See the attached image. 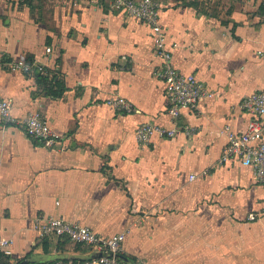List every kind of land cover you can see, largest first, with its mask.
<instances>
[{
    "label": "crops",
    "instance_id": "1",
    "mask_svg": "<svg viewBox=\"0 0 264 264\" xmlns=\"http://www.w3.org/2000/svg\"><path fill=\"white\" fill-rule=\"evenodd\" d=\"M263 3L226 19L188 0L160 3L174 65L214 96L182 111L179 123L197 133L142 145L140 124L176 127L151 27L112 0H0V98L20 118L40 111L64 136L62 150L50 149L0 118V223L11 262L59 253L44 252L36 221L60 216L100 235L126 233L122 253L133 264H264V184L239 160L220 162L225 126L242 132L251 118L244 97L264 89ZM38 65L48 84L36 80ZM55 82L59 97L45 90ZM118 96L134 109L112 105Z\"/></svg>",
    "mask_w": 264,
    "mask_h": 264
},
{
    "label": "built area",
    "instance_id": "2",
    "mask_svg": "<svg viewBox=\"0 0 264 264\" xmlns=\"http://www.w3.org/2000/svg\"><path fill=\"white\" fill-rule=\"evenodd\" d=\"M112 6L139 21L148 24L155 36V53L161 59L159 77L164 83L167 99V112L176 127L167 128L155 122L140 124L136 131L137 141L146 145L155 135L173 137L182 132L187 136L197 133V128L179 123L184 109L195 111L207 98H212L214 92L195 74L178 69L173 63V51L167 43V33L161 22V4L157 0H112ZM51 48H47L50 52ZM40 69H44L42 65ZM111 104L131 112L133 104L125 97L112 99ZM243 109L251 115L246 128L238 133L230 124L224 128L227 144L220 162L237 159L252 168L255 180L264 184V89L255 90L246 95L242 101ZM0 118L4 125H23L28 135L44 147L62 150L63 133L52 128L40 111L32 112L25 117H17L13 113L10 100L0 98ZM207 170L203 172L204 175ZM197 175H191V179ZM251 218V217H250ZM253 218V217H252ZM36 231L41 239L45 237L68 238L71 242L88 247L90 253L106 252L112 255L100 256L86 260L60 259L50 264H128L113 254L123 252L126 233H116L109 236L100 235L88 225L79 221H69L60 216H40L36 221ZM12 240L2 233L0 223V253L13 256ZM136 264H145L138 261Z\"/></svg>",
    "mask_w": 264,
    "mask_h": 264
},
{
    "label": "trees",
    "instance_id": "3",
    "mask_svg": "<svg viewBox=\"0 0 264 264\" xmlns=\"http://www.w3.org/2000/svg\"><path fill=\"white\" fill-rule=\"evenodd\" d=\"M263 6H264V3H263ZM39 66L40 65L35 66L33 68V71H34V74H35V78H36V80L39 83L48 84L49 83V79H48V77L46 75H44L43 70L40 69ZM50 81H54V78H52ZM55 83L58 85L57 89H56V87L54 85L50 89L45 87V90L47 91V94H50V95H52L54 97H59V96L63 95V93L65 92V89H63V87L59 83H57V82H55ZM41 240H42L41 242H42L43 249H44L45 253H49L51 251L52 247H55L57 252L64 253V252L67 251L66 245L68 243H73L74 244V247H73V250H72L74 252L86 253V252L89 251L88 247H85V246H83L82 244H79V243L71 242L68 238L63 239V238L45 237V238H43ZM32 254H33V252H29V253H27V255L23 259H20L19 261H16L15 263H13V262L10 261V259H9L10 257H7V256H5V255L0 253V264H20L23 260L29 258ZM75 260H78V259H75ZM54 261H56V260L47 261V262H44V263H41V264H50V263H52ZM25 264H38V263H34L32 261H27Z\"/></svg>",
    "mask_w": 264,
    "mask_h": 264
},
{
    "label": "rangeland",
    "instance_id": "4",
    "mask_svg": "<svg viewBox=\"0 0 264 264\" xmlns=\"http://www.w3.org/2000/svg\"><path fill=\"white\" fill-rule=\"evenodd\" d=\"M160 3H174L179 0H157ZM192 3H196L198 7L207 12H211L216 18L226 19L228 15L236 9L246 7V4L250 0H188ZM74 247L73 243L66 245L67 251H72Z\"/></svg>",
    "mask_w": 264,
    "mask_h": 264
},
{
    "label": "water",
    "instance_id": "5",
    "mask_svg": "<svg viewBox=\"0 0 264 264\" xmlns=\"http://www.w3.org/2000/svg\"><path fill=\"white\" fill-rule=\"evenodd\" d=\"M106 255H112V253H106V252H99V253H89L86 255H76V254H69V253H55L53 255H49V257H47L45 260V262L47 261H52V260H60V259H78V260H86V259H90V258H96V257H100V256H106ZM115 257L119 258L120 260L128 263V264H133L131 259L129 257H127L126 255H124L123 253H116L113 254ZM27 261H33L30 259H25L23 260L20 264H25Z\"/></svg>",
    "mask_w": 264,
    "mask_h": 264
}]
</instances>
